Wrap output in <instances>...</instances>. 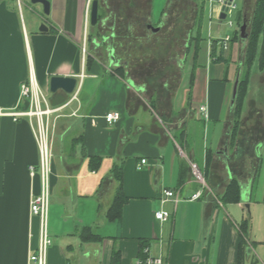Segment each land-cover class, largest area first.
<instances>
[{"label":"crops","instance_id":"obj_1","mask_svg":"<svg viewBox=\"0 0 264 264\" xmlns=\"http://www.w3.org/2000/svg\"><path fill=\"white\" fill-rule=\"evenodd\" d=\"M31 1L0 0V264H36L31 257L40 244L39 219L31 213L41 194L40 172L30 171L40 164L37 120L14 116L31 110L21 93L31 76L43 108L56 111L46 264H134L146 248L169 264H264V111L257 112L264 91L252 80L244 122L232 140L231 101L246 44L232 41L222 49L221 41L235 33L222 34L227 25L214 20L210 2L204 4L209 39L201 28L203 38L190 45L180 77L148 84L133 77L131 59L122 55L137 45V29L109 0H98L96 26L94 0H47L49 15ZM157 1L150 0L146 20L162 30L169 0L158 8ZM257 1L234 0L230 19L250 20ZM43 25L47 31H40ZM215 41L219 62L211 57ZM54 76L77 78L76 93L52 94ZM109 112L120 120L109 125ZM92 157L101 158L95 171ZM142 160L148 163L139 168ZM116 165L128 198L120 222L107 217L119 187ZM233 181L239 200L224 203ZM164 189L178 190L179 202H162ZM159 210L171 214L167 222L154 218Z\"/></svg>","mask_w":264,"mask_h":264},{"label":"built area","instance_id":"obj_2","mask_svg":"<svg viewBox=\"0 0 264 264\" xmlns=\"http://www.w3.org/2000/svg\"><path fill=\"white\" fill-rule=\"evenodd\" d=\"M212 6V12L214 13V20L220 21V15L227 9L226 19L222 21L228 28H233L234 23L230 19V15L237 9L234 0H208ZM20 6L23 5L22 0H16ZM233 36H226L221 41V46L224 51H228L232 43ZM86 53V50H83ZM22 97L28 99L31 104V110L24 114H16L14 116H28L36 118L37 125L35 127L34 133L36 142L40 152V164L38 167H30L32 175L35 174L37 170L40 172L41 176V194L35 196L31 201V213L34 217L39 219L40 227V244L39 248L31 257V261L36 264H46V253L47 249L52 245V240L49 233V208H50V197H51V187H50V174H51V164L53 161V148H52V130L53 125L50 123L51 116L56 112L49 107L43 108L44 98L41 93L36 88V82L33 76L30 77L29 81L22 85ZM200 115L203 118L208 119V111L206 106H200ZM4 115L0 111V116ZM120 114L118 112H109L105 116V120L109 125H113L120 120ZM148 163L147 160H142L139 164V168ZM193 175L196 180L201 184L205 185V180L202 172L196 165H192ZM200 193H197L192 197V200H196L200 197ZM173 200L174 202H179V191L164 189L161 192V201L167 202ZM171 214L165 210H159L154 213V218L160 222L165 223L170 219ZM143 256L138 257L134 264H169L162 256H153L149 253V249H143Z\"/></svg>","mask_w":264,"mask_h":264},{"label":"rangeland","instance_id":"obj_3","mask_svg":"<svg viewBox=\"0 0 264 264\" xmlns=\"http://www.w3.org/2000/svg\"><path fill=\"white\" fill-rule=\"evenodd\" d=\"M109 1L112 5L113 2H115L119 5V7H122L124 3V0ZM142 1H144L145 4L150 5V0ZM160 5V0H158L156 7L158 8L160 7ZM195 7L196 5L194 2H192V0H178L171 5L168 4L166 8V18L164 20L165 25L163 26V29L161 31L153 32L151 29L148 30L149 28H147V26L149 25V21L146 22V26L145 24L143 25L144 30L139 33V35L142 37L138 42V45L142 43L144 44L142 45V48L135 53L133 50H131L129 52L130 56H128L127 54L124 55L122 53L124 58L127 59L128 57L129 59H131L133 68L131 71L132 73H130L133 75V77L141 82H145L148 84H152L154 80L159 82L164 78V76H169L168 78H171L172 76L180 77V70L177 59L191 60L190 50H187L186 46L188 44V35L191 32L192 24L195 20ZM204 21L205 22L204 26L202 27V33L205 38L209 39L210 29L207 17L204 19ZM232 21L234 23V27L228 28L227 26H223V35H225L226 33L233 34L237 31L240 33L242 20H237L236 17L232 15ZM214 28L215 26H213V30ZM86 51H90L89 46L87 47ZM157 75L159 76L157 77ZM161 75H163V77H161ZM252 80H254V83L257 84L258 89H260L259 92L263 93L264 71L259 70L257 64L251 71L248 92L244 96L242 104H240L238 118H234L232 140L237 137L240 125L244 122V119L242 118ZM259 107H261L259 111H257L256 109L254 111H264L262 110V108L264 109V104L259 105ZM233 117H235L234 112ZM249 121L250 120L248 119V122Z\"/></svg>","mask_w":264,"mask_h":264},{"label":"trees","instance_id":"obj_4","mask_svg":"<svg viewBox=\"0 0 264 264\" xmlns=\"http://www.w3.org/2000/svg\"><path fill=\"white\" fill-rule=\"evenodd\" d=\"M178 0H169V5L175 3ZM192 2L195 3L196 7L194 9L195 14V20L192 24L191 32L188 35V44L191 45L193 43H198L202 40L203 36L200 32L202 25L204 24V12L205 7L204 4L206 0H192ZM150 5L145 4L142 0H124L123 6L119 7L118 4L113 2L112 9L115 11H120L123 13L124 20L128 22H132L133 27L135 30L137 29V45L132 46L134 53L142 48V44L138 45V42L140 41L141 37L139 33L143 31L144 24L146 26V19L149 16L150 13V6L151 2H149ZM101 15L99 16V21L101 20ZM248 23V29L247 32L249 34V38L246 41V49L244 53L243 63L240 67V81L238 86V98L235 105V111H234V118H238L239 115V108L240 104H242V101L244 99V96L248 92V86L250 82L251 77V71L253 68L258 66L259 70L264 71V0H258L254 6L252 15L250 17V20H247ZM163 22L160 23L159 26H161ZM131 39L133 36L130 37ZM240 33L237 31L233 35V42L240 41ZM217 41L214 42L212 50H211V57L215 59V61L219 62L221 61L220 57H216V48L215 44ZM197 48V47H196ZM131 50L123 52L124 54H127L130 56L129 52ZM90 58H88L89 60ZM246 71V72H244ZM77 141V140H75ZM101 163V158L99 157H92L91 158V168L92 170H97L98 166ZM185 172V171H184ZM113 177L115 180L119 183V187L117 190V193L114 197L113 203L108 210L107 217L109 221L112 222H120L123 217V208L125 204L128 202V198L124 194L123 190V169L122 166L116 165L113 168L112 171ZM239 200V186L236 181H233L226 193L223 197L224 203H230V202H237ZM249 220H246L243 225L241 226V233L242 235H246L249 230ZM89 231L87 229L83 230V237L86 233ZM85 238V237H84Z\"/></svg>","mask_w":264,"mask_h":264},{"label":"water","instance_id":"obj_5","mask_svg":"<svg viewBox=\"0 0 264 264\" xmlns=\"http://www.w3.org/2000/svg\"><path fill=\"white\" fill-rule=\"evenodd\" d=\"M233 0H230L232 2ZM33 5L36 4H41L44 9V13L46 15H49L50 11V3L47 0H32L31 1ZM226 12L227 9H224V11L220 15V21H224L226 19ZM91 25L96 26L99 23V2L98 0H94L92 4V9H91ZM148 28L151 29L154 32H159L161 30V27H155L152 24L148 25ZM248 29V23L247 20H245L241 26L240 30V39L246 44V41L249 38V34L247 32ZM40 31H47V28L43 25L40 28ZM114 58L112 57V60ZM243 63V62H242ZM239 81L240 78L238 77L235 85H234V90H233V96H232V101H231V110H234L236 101L238 98V86H239ZM78 86V79L75 77H59V76H54L51 81H50V92L52 94H56L59 91L64 92L67 95H73L76 93ZM247 209H249V206H246Z\"/></svg>","mask_w":264,"mask_h":264},{"label":"flooded vegetation","instance_id":"obj_6","mask_svg":"<svg viewBox=\"0 0 264 264\" xmlns=\"http://www.w3.org/2000/svg\"><path fill=\"white\" fill-rule=\"evenodd\" d=\"M161 26H164V23L161 24ZM154 32V31H153ZM187 50H190V45L187 44L186 46ZM178 60V64H179V69H181L182 66H184V64L186 63L187 60L185 59H177Z\"/></svg>","mask_w":264,"mask_h":264}]
</instances>
